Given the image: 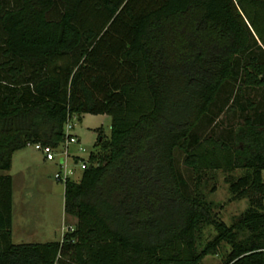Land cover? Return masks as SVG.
Returning a JSON list of instances; mask_svg holds the SVG:
<instances>
[{"label":"trees","instance_id":"trees-1","mask_svg":"<svg viewBox=\"0 0 264 264\" xmlns=\"http://www.w3.org/2000/svg\"><path fill=\"white\" fill-rule=\"evenodd\" d=\"M230 81L264 91V0H0V171L27 145L58 147L69 119L109 118L62 182L74 222L58 241L11 243L0 173V264H198L221 243L222 264H264V102L232 135L196 132ZM235 169L229 199L249 196L226 225L199 172ZM204 225L214 235L197 249Z\"/></svg>","mask_w":264,"mask_h":264},{"label":"rangeland","instance_id":"rangeland-1","mask_svg":"<svg viewBox=\"0 0 264 264\" xmlns=\"http://www.w3.org/2000/svg\"><path fill=\"white\" fill-rule=\"evenodd\" d=\"M251 102L255 109L246 106ZM264 102V91L261 88L237 87L233 81L225 84L219 91L214 104L210 107L211 114L203 118L196 128L197 135L214 137H224L225 134L232 135L234 130L241 125L245 115L261 111V104ZM211 118V119H209ZM73 128L71 133H75L79 140L66 146L69 157L66 159L67 167L72 169L69 178L78 180L81 170L77 164L73 163L72 156L79 159H85L89 152L94 151V142L96 140L97 127H100L104 136L109 132V118L105 114H83L79 120L72 118ZM25 154V157L34 156L39 166V181L34 180L33 174L26 173L25 182L18 170L21 169V158L19 154ZM39 151L27 145L24 151H18L14 155L11 169L6 173L12 176V212L10 240L13 244L18 243H43L46 241H58L62 232L65 231V225H72L74 218L64 216L62 209V182L53 178V173L59 171L60 167L55 160L43 161L38 157ZM37 156V159H36ZM178 169L191 187L195 174L182 164L181 153L175 154ZM32 168L30 169V172ZM0 173H5L1 172ZM243 174L242 169H235L230 172L223 170H205L199 172V182L197 191L202 195L204 201L209 204V211L217 219L223 221L226 225L233 222L238 214L247 206L249 193L237 200H230L227 189V179L236 178ZM264 181V171L261 172ZM264 203V198H263ZM247 233L240 231L237 233V239L242 238ZM214 231L211 225H204L200 228L199 236L196 240L197 249L211 239ZM229 246L221 243L218 252L214 255L204 256L198 264H222Z\"/></svg>","mask_w":264,"mask_h":264},{"label":"built area","instance_id":"built-area-1","mask_svg":"<svg viewBox=\"0 0 264 264\" xmlns=\"http://www.w3.org/2000/svg\"><path fill=\"white\" fill-rule=\"evenodd\" d=\"M71 120L72 119L67 120L64 124L65 137H64L63 142L59 144L58 147L52 148L48 145H41L39 143L30 145L33 147L34 150L39 151L42 154L43 159L45 161H53L56 159L60 169L59 171H56L53 173V178L59 182H64V180L68 179L69 175L72 174V169L67 167V163H66V159L69 157L67 150H66V146L76 141L75 136H73L70 133L72 129ZM73 158L74 157H72V159ZM73 161H74V164H77L79 166L80 170L85 168L86 163L82 159L78 160L77 158H74Z\"/></svg>","mask_w":264,"mask_h":264},{"label":"crops","instance_id":"crops-1","mask_svg":"<svg viewBox=\"0 0 264 264\" xmlns=\"http://www.w3.org/2000/svg\"><path fill=\"white\" fill-rule=\"evenodd\" d=\"M82 116V115H81ZM72 128H73V125H72ZM72 130V129H71ZM71 134H73L74 136H75V138H76V140H79L78 139V136L75 134V133H71ZM26 147V146H25ZM24 147V148H25ZM24 148H22V149H19V150H16V151H14L13 153H12V155H11V160H10V168H9V170L11 169V166H12V163H13V159H14V155H16V153H18V151H24ZM34 156L32 155V156H29L28 158L27 157H25V154L24 153H22V154H19L18 155V159H20L21 158V162H22V167H21V169L20 170H18V173L21 175V177H22V179H23V181L25 182V179L27 180V178H26V173H29V174H33L32 176H35L34 178V180H36V182L37 181H39V177H40V172H39V166H40V164L41 163H36V161H35V159L33 158ZM40 158L41 159H43V156H42V154L38 157V159L40 160ZM36 159H37V156H36ZM43 161H44V159H43ZM73 163H74V161H73ZM32 168V172H30V169ZM6 173V172H5ZM28 176V175H27ZM80 176V175H79ZM10 177H11V188H12V176L10 175ZM69 179H71V178H69ZM71 180H73V179H71ZM74 181H76V180H74ZM12 197V196H11ZM12 209H13V207H12V199H11V222H12V218H13V212H12ZM11 227V226H10Z\"/></svg>","mask_w":264,"mask_h":264}]
</instances>
